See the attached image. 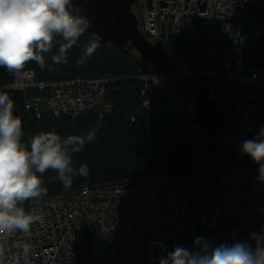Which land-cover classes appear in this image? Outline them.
I'll list each match as a JSON object with an SVG mask.
<instances>
[{"label":"built area","instance_id":"obj_1","mask_svg":"<svg viewBox=\"0 0 264 264\" xmlns=\"http://www.w3.org/2000/svg\"><path fill=\"white\" fill-rule=\"evenodd\" d=\"M134 7L144 18V36L171 60L167 72L135 78L143 84L141 108L151 112L149 85L193 81L192 96L173 101L180 123L199 137L196 92L206 84L225 109L220 130L230 149L225 170L208 185L194 172L173 173L83 184L45 198L37 208L42 222L32 226L31 236L17 232L0 240L2 264H159L178 244L195 251L196 237L213 247L235 242L254 247L252 234L264 229V184L250 174L241 151L264 127V0H135ZM24 73L25 87L16 92L24 94L25 108L37 118L112 112L107 89L117 79L41 81L32 69ZM25 242L33 246L27 257L17 247Z\"/></svg>","mask_w":264,"mask_h":264},{"label":"clouds","instance_id":"obj_2","mask_svg":"<svg viewBox=\"0 0 264 264\" xmlns=\"http://www.w3.org/2000/svg\"><path fill=\"white\" fill-rule=\"evenodd\" d=\"M91 26L73 0H0V68L12 76L11 83L0 88L20 91L25 87L24 69L29 62L43 71H52L51 64L68 61V52L80 46V38ZM98 39V38H97ZM89 40L81 47L78 65H84L94 55L99 44ZM56 51L53 53V49ZM157 82L155 76H150ZM100 116L96 126L82 134L62 136L54 128L40 131L24 141L23 120L14 114V100L0 90V240L14 233L32 235V226L42 222L37 208L47 195L42 175L52 170L65 191L72 188L74 178H89L87 164L78 167L75 154L97 139ZM241 151L259 165L257 181L264 183V127L255 139L242 143ZM31 205L26 209L25 204ZM253 245L248 242L213 245L204 237H196L192 248L174 246L159 264H264V229L253 233ZM25 257L33 250L31 243L17 245ZM4 248L0 246V264Z\"/></svg>","mask_w":264,"mask_h":264},{"label":"trees","instance_id":"obj_3","mask_svg":"<svg viewBox=\"0 0 264 264\" xmlns=\"http://www.w3.org/2000/svg\"><path fill=\"white\" fill-rule=\"evenodd\" d=\"M97 38L87 29L80 38V46H73L69 50L66 63L53 65L51 54H47L46 61L51 65L52 71H42L35 62H29L24 70H34L37 79L41 81L72 78L117 79L107 89L112 101L111 114L93 111L82 116L64 115L55 118L45 114L37 118L25 108V96L22 92L2 90L12 97L14 114L23 120L24 141L27 142L40 131L53 128L62 136L82 134L90 126H96L98 117L102 116L97 139L86 144L84 150L73 157L77 167L80 164L88 165L89 178H74L70 190L83 184L94 185L173 173L194 172L198 182L217 180L226 168L230 149L221 144L218 149L220 161L214 167L212 157L201 150L204 145L202 135L197 137L190 127L180 123V112L173 98L178 96V84L184 81L180 80L174 87L169 88L149 85L147 91L151 112L145 111L141 108L139 98V88L143 84L135 78L145 72L157 73L159 67L148 63L135 49ZM93 39H97L99 47L86 64L78 65L81 47ZM55 51L56 48L53 53ZM11 80L12 76L4 68H0V85ZM190 89L194 93L197 85H190ZM258 133L259 131L252 133L248 140L255 139ZM246 167L253 177L258 176L259 165L247 155ZM55 177L56 173L52 170L42 175L43 187L47 188V195L43 199L68 192Z\"/></svg>","mask_w":264,"mask_h":264},{"label":"water","instance_id":"obj_4","mask_svg":"<svg viewBox=\"0 0 264 264\" xmlns=\"http://www.w3.org/2000/svg\"><path fill=\"white\" fill-rule=\"evenodd\" d=\"M79 4L82 14L90 21V30L103 41L135 49L148 63L157 65L159 72H167L171 64L168 54L160 47L153 46L139 28L134 12L135 0H73ZM199 112L196 116L201 125L202 137L207 146V155L214 157L221 146V126L225 109L217 106L210 97L208 87L203 84L196 92ZM201 185H208L202 181Z\"/></svg>","mask_w":264,"mask_h":264},{"label":"rangeland","instance_id":"obj_5","mask_svg":"<svg viewBox=\"0 0 264 264\" xmlns=\"http://www.w3.org/2000/svg\"><path fill=\"white\" fill-rule=\"evenodd\" d=\"M134 12H135V14H136V16H137V18L139 20V28H140V30L142 32L143 31V25H144V18H143L142 14H141V12H140V10L138 8L134 7ZM176 83L177 82H175L174 85ZM188 84L194 85V82L193 81H189V82L185 81L183 83H179L178 86H177V89L179 91L178 95L180 96L181 99L185 100V99H188V98H190L192 96L193 92H192V89H190V85L186 86ZM174 85L172 87H174ZM163 88H166V87H163ZM175 103H176V101H175ZM201 150L205 151V154L207 155V146L205 144V141H204L203 147H201ZM202 153H204V152H202ZM212 159L214 160V167L215 166L217 167V163H219V161H220L219 156L215 155L214 157H212ZM198 163L200 164L199 161H198Z\"/></svg>","mask_w":264,"mask_h":264},{"label":"flooded vegetation","instance_id":"obj_6","mask_svg":"<svg viewBox=\"0 0 264 264\" xmlns=\"http://www.w3.org/2000/svg\"><path fill=\"white\" fill-rule=\"evenodd\" d=\"M217 156H218V152H217V154H216Z\"/></svg>","mask_w":264,"mask_h":264}]
</instances>
